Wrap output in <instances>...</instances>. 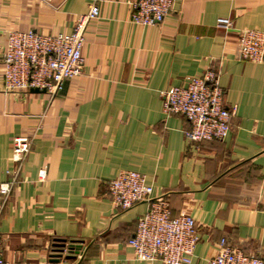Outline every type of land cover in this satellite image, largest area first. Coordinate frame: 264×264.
Instances as JSON below:
<instances>
[{
	"label": "crops",
	"instance_id": "obj_1",
	"mask_svg": "<svg viewBox=\"0 0 264 264\" xmlns=\"http://www.w3.org/2000/svg\"><path fill=\"white\" fill-rule=\"evenodd\" d=\"M134 1L0 0V63L10 31L69 33L100 7L86 26L83 73L55 96L6 92L0 64V187L16 177L0 191L7 264H53L59 240L81 245L59 264H164L137 259L128 243L149 201L118 209L110 199L109 182L129 169L173 215L196 218L192 264H207L223 237L264 256V63L238 57L239 31L264 29V0H177L153 25L132 20ZM210 67L237 112L226 139L192 142L187 119L164 114L161 91ZM20 136L34 138L22 163L13 161Z\"/></svg>",
	"mask_w": 264,
	"mask_h": 264
},
{
	"label": "built area",
	"instance_id": "obj_2",
	"mask_svg": "<svg viewBox=\"0 0 264 264\" xmlns=\"http://www.w3.org/2000/svg\"><path fill=\"white\" fill-rule=\"evenodd\" d=\"M177 0H135L132 20L141 25L163 22ZM100 14L93 3L87 13L79 16L69 33L45 34L34 29L12 30L1 59V75L6 92H25L33 88L46 90L51 97L65 87V82L81 75L85 67L83 45L87 24ZM220 26L232 25L221 18ZM238 57L241 61L264 63V29L244 28L239 31ZM165 115L181 114L190 126L185 131L192 142L223 141L229 135L237 108L225 105V90L220 84L219 71L208 68L201 76H191L184 85L161 91ZM34 144L32 136L14 139L13 161L22 163ZM46 170H40V177ZM16 183L10 180L0 187L7 195ZM153 185L138 170H122L109 182V196L118 209H127L142 201L149 208L137 219L136 231L128 240L135 257L143 261L164 264H192L195 250L201 242L196 218L190 214L173 215L165 197L152 199ZM4 238L0 225V264L5 260ZM207 264H264V256L232 245L227 238L219 241V249Z\"/></svg>",
	"mask_w": 264,
	"mask_h": 264
},
{
	"label": "water",
	"instance_id": "obj_3",
	"mask_svg": "<svg viewBox=\"0 0 264 264\" xmlns=\"http://www.w3.org/2000/svg\"><path fill=\"white\" fill-rule=\"evenodd\" d=\"M31 92L35 93H45L46 90H40L38 88L31 89ZM81 250V245L76 244L75 242L67 243L65 240H59L55 244V248L53 249V252L50 255L51 262L54 263H60L61 259L64 258L66 260L72 259L75 257V254H78ZM65 251H67L66 255L64 254Z\"/></svg>",
	"mask_w": 264,
	"mask_h": 264
}]
</instances>
